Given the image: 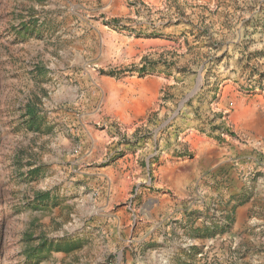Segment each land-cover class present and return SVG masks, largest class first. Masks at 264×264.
<instances>
[{"label":"rangeland","instance_id":"obj_1","mask_svg":"<svg viewBox=\"0 0 264 264\" xmlns=\"http://www.w3.org/2000/svg\"><path fill=\"white\" fill-rule=\"evenodd\" d=\"M231 41L264 92V0H0V264H264V141L177 167Z\"/></svg>","mask_w":264,"mask_h":264},{"label":"crops","instance_id":"obj_2","mask_svg":"<svg viewBox=\"0 0 264 264\" xmlns=\"http://www.w3.org/2000/svg\"><path fill=\"white\" fill-rule=\"evenodd\" d=\"M235 41L227 43V51L230 53L231 48H235L233 54L227 57L228 64L224 63L226 56H223L218 65H223V77L220 88L212 99L211 108L213 111L224 114L225 125L232 133V136L222 138L220 145L215 137L207 135L204 123L195 119L190 107L183 108L180 117H177L171 123H176L184 131L180 134V147H185L187 154L196 155L194 160L180 163L177 167H184L192 171L202 170L203 163L214 159L211 165H216L219 161H227L233 156H243L249 152L252 145L264 141V92L256 90H244L241 88L242 80L240 74L245 71L241 65L240 57L245 51L244 45H235ZM249 49V48H247ZM259 71H264V63L259 65ZM200 78V76L198 77ZM197 82V78L195 79ZM238 81V82H237ZM186 81H180L178 85L172 88L174 96H177L181 90H185ZM244 87V86H243ZM172 101L168 98L166 102V115L169 113ZM171 127L169 128V130ZM200 129L201 131H199ZM160 144H164L160 141ZM161 146V145H160ZM172 147L161 149L162 155L173 152ZM215 163V164H213ZM146 170H149L148 161H145ZM154 168V167H153ZM165 180L166 169L163 166H156ZM162 169V170H161ZM159 179V178H158Z\"/></svg>","mask_w":264,"mask_h":264},{"label":"trees","instance_id":"obj_3","mask_svg":"<svg viewBox=\"0 0 264 264\" xmlns=\"http://www.w3.org/2000/svg\"><path fill=\"white\" fill-rule=\"evenodd\" d=\"M140 70H143V67H141ZM258 73H259V76H263L264 75V72H258ZM214 128H217V127H214Z\"/></svg>","mask_w":264,"mask_h":264},{"label":"water","instance_id":"obj_4","mask_svg":"<svg viewBox=\"0 0 264 264\" xmlns=\"http://www.w3.org/2000/svg\"><path fill=\"white\" fill-rule=\"evenodd\" d=\"M196 88L193 89V91L191 93H193L195 91Z\"/></svg>","mask_w":264,"mask_h":264}]
</instances>
